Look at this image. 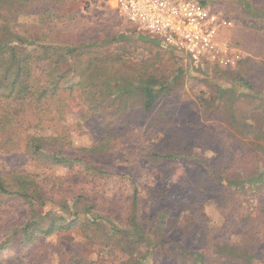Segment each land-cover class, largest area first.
I'll use <instances>...</instances> for the list:
<instances>
[{
  "label": "trees",
  "instance_id": "trees-1",
  "mask_svg": "<svg viewBox=\"0 0 264 264\" xmlns=\"http://www.w3.org/2000/svg\"><path fill=\"white\" fill-rule=\"evenodd\" d=\"M36 1L0 0V154L22 153L31 165L21 170L0 163V197L16 195L28 204V220L14 228L24 242L78 226L90 243L104 241L95 244L99 254L115 257L121 264H142L149 255L154 264H253L258 260L264 264V61L257 69L243 60L234 77L209 79L215 81L216 91L203 99L212 119L204 123L180 113L173 81L154 66L158 52L142 54L136 63L129 60L125 46L119 44L129 45L125 35L96 41L57 34L42 42L22 34L12 22L14 15ZM245 5L249 16L264 28V0H247ZM145 32L139 38L160 43L164 51H180ZM105 43H115V50L103 51ZM183 72L178 69L177 75ZM188 72L195 75L197 70L189 66ZM232 82L247 89L240 94L247 106L237 102L238 95L229 88ZM73 97L84 107L86 126L97 134L87 145L77 146L72 140L82 130V116L65 126L57 122V112ZM257 110L258 117L249 119V113ZM150 128L162 138L143 144L141 139ZM117 140L128 142L127 152L113 150L112 142ZM196 140L213 151L210 159L193 152ZM126 154L155 165L173 160L182 168L178 180L149 186L144 218L138 212L134 175L125 181L120 199L100 204L87 193L91 188L69 185L51 170L59 165L104 174L125 161ZM245 187L256 199L253 215L242 213L238 191ZM53 193L65 195L72 205L61 199L57 202L61 214L37 215L38 205L56 201ZM209 202L222 218L217 234L199 216L180 223L183 213ZM43 220L48 222L45 228L40 224ZM225 233H235L238 239ZM140 245L143 252L137 251Z\"/></svg>",
  "mask_w": 264,
  "mask_h": 264
},
{
  "label": "rangeland",
  "instance_id": "rangeland-1",
  "mask_svg": "<svg viewBox=\"0 0 264 264\" xmlns=\"http://www.w3.org/2000/svg\"><path fill=\"white\" fill-rule=\"evenodd\" d=\"M240 2L239 0H206L205 5L212 12L227 17L232 25L221 31L220 37L224 49L222 48L217 54L204 61H192V63L183 52L164 51L166 49L160 43L153 44L151 41L139 38V36L147 35V33L136 24H132L120 16L115 7L101 5L98 1L64 0L60 3L54 1L45 3L43 0H37L29 6L23 7L22 12L15 14L12 22L22 34L29 38L36 37L42 42L52 39L57 34L63 35L64 39L92 37V40L96 41L106 40L109 36L125 35L130 41L129 45L123 42H119V44L125 46L123 48L132 63H136L142 54L158 52V61L154 66L164 73V77L173 81L172 91L180 102L178 104L180 113L187 116L192 115L197 120L208 123L212 122V119L209 118L210 113L204 107L203 99L212 97L216 91L213 85L215 81L210 82L209 79L216 77L222 81L225 78L220 76L234 77L243 60H249L251 65L257 69L260 62L264 61V53L262 52L264 28L259 26L262 23L259 20L255 21L246 12L248 10L245 5L247 0ZM115 48V43H105L102 50L111 52ZM120 50L122 48H117V51ZM189 66H193L197 70L195 75L189 74ZM125 67L129 69L128 64H125ZM67 69H69L68 66ZM178 69L184 72L177 75ZM67 72L70 73V71ZM229 86L233 90L232 92L238 95L237 102L239 104L243 105L247 102L246 98L240 95L247 91L245 86L239 82H232ZM64 108V110L60 109L57 112V122L61 125L64 124L65 126L82 116L80 122L82 130L79 135L72 137L74 145H87L93 138L97 137L96 133L91 132L93 128L86 126L87 120L83 118L86 115L84 107L74 97L66 99ZM258 113V110L251 111L249 119L258 117ZM30 131L37 132L39 130L30 129ZM44 132L51 133L50 130ZM161 138L160 132L150 128L141 142L143 144L157 143ZM127 146L128 142L118 140L112 142L113 150L116 153L127 152ZM193 152L207 159L213 156V151L204 149L201 141L198 140L193 143ZM125 158V161H118L115 164L116 167H111L110 172L99 175H93L89 171L86 173L82 169H68L59 165L52 166L51 170L61 176L63 181L69 185H83L88 189L91 188L87 193L92 194L100 204H107L113 197L120 199L125 194L124 184H128L125 181L128 176L134 175L138 189V212L140 217L144 218L149 206V186L160 181L178 180L182 168L173 160H166L155 165L149 164L143 157L135 154H126ZM112 161L116 160L112 159ZM1 162L8 167L21 170H27L31 167L26 156L18 152L8 155L0 154ZM116 169L123 171V174H117ZM238 193L242 196V213L253 215L256 199L247 187ZM51 197L56 201L47 200L44 204L38 205L35 209L37 215L49 213L55 216L61 214L57 205L61 199L67 200L69 206L72 205L71 200L63 194L53 193ZM80 204L83 206L86 201H81ZM30 214V208L23 198L16 195L0 197V264H77L78 261V264H121L115 257L108 256L106 253L99 254L95 244L103 245L104 241L99 239V241L90 243L89 239L84 236L82 228L78 226L69 227L67 230L60 228L48 235L39 234L33 242H24L14 228L21 226L24 221L28 220ZM195 216L201 217L216 234L218 233L222 218L218 216L210 202L193 212L183 213L180 216V223L190 222ZM45 221H40L42 228L48 224ZM59 222L61 225H65L64 221L59 220ZM104 225L105 229L109 228L108 225ZM225 236L234 241L238 239V235L235 233H225ZM144 250L143 245L137 248L138 252ZM142 264H154L152 256H147ZM253 264H262V262L258 260L254 261Z\"/></svg>",
  "mask_w": 264,
  "mask_h": 264
},
{
  "label": "built area",
  "instance_id": "built-area-1",
  "mask_svg": "<svg viewBox=\"0 0 264 264\" xmlns=\"http://www.w3.org/2000/svg\"><path fill=\"white\" fill-rule=\"evenodd\" d=\"M163 43L202 61L224 49L221 31L232 25L197 0H99Z\"/></svg>",
  "mask_w": 264,
  "mask_h": 264
},
{
  "label": "crops",
  "instance_id": "crops-1",
  "mask_svg": "<svg viewBox=\"0 0 264 264\" xmlns=\"http://www.w3.org/2000/svg\"><path fill=\"white\" fill-rule=\"evenodd\" d=\"M137 25V24H136ZM138 26V25H137ZM141 28V27H140Z\"/></svg>",
  "mask_w": 264,
  "mask_h": 264
}]
</instances>
